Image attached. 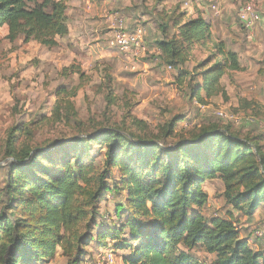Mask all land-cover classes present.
Returning a JSON list of instances; mask_svg holds the SVG:
<instances>
[{"label": "trees", "instance_id": "16d2710c", "mask_svg": "<svg viewBox=\"0 0 264 264\" xmlns=\"http://www.w3.org/2000/svg\"><path fill=\"white\" fill-rule=\"evenodd\" d=\"M68 1L0 0V28H8L11 42L24 37L25 42L52 48L69 34ZM179 7L158 13L162 23L157 45L162 61L171 66L184 65L194 47L211 43L213 36L211 20L201 13L187 17ZM170 22L177 30L172 35ZM212 49L217 58L199 65L200 81L193 84V76L189 81L190 98L200 103L225 94L222 78L242 69L238 52L225 40ZM63 93L67 87L61 86L51 116L45 119L60 122L77 116L72 100L76 92L71 98ZM181 121L183 116L173 117L155 137L93 121L83 136L33 147L22 146L15 134L19 128L11 129L3 160L4 209L10 213L0 215L5 246L1 264H51L60 251L75 264L92 242L106 246L109 239L124 252V264H204L193 253L199 247L214 258L213 264H264V250L241 234L232 216L205 213L209 194L204 188L207 181L218 179L231 212L257 213L264 205L261 137L250 131L241 135L231 129L238 126L208 120L190 137L167 143ZM249 124L239 127L247 129ZM93 142L105 147L103 164H97ZM115 170L123 187L111 179ZM122 188L127 195L115 215L107 218L113 220L110 226L119 219L122 225L100 227L105 223L100 222L105 217L102 201Z\"/></svg>", "mask_w": 264, "mask_h": 264}, {"label": "rangeland", "instance_id": "374dc122", "mask_svg": "<svg viewBox=\"0 0 264 264\" xmlns=\"http://www.w3.org/2000/svg\"><path fill=\"white\" fill-rule=\"evenodd\" d=\"M186 1L194 7V16L205 14L212 21L211 43L196 45L184 65L175 63L170 69V65L162 61L161 54L147 48L145 39V53L139 63H148L149 66L148 72H144L142 76L136 75L137 69H125L123 55L110 48L108 40L107 45L103 46V57H93L87 51L80 50L78 56L82 61L75 59L70 63V60L60 56L62 54H55L53 49L38 43L26 44L23 39L11 42L5 38L4 28H0V163L7 157L6 141L14 127L19 128L15 134L22 146H51L60 139L83 136L91 131L93 121L119 124L139 132L144 137H155L170 119L180 115L184 117V121L178 123L174 133L166 139L167 143H173L190 137L204 121H219L209 113L200 111L196 100L190 98L189 81L192 76L193 84L196 80L200 81L199 65L203 61L210 64L214 62L217 56L212 52L213 44L222 40L228 43L229 48L238 52L242 69L222 78L225 94L209 99L208 105L225 107L232 112L250 115L264 122V0H252L262 16L260 23L253 30H247L238 20L241 7L251 0H223V12L220 16H216L209 8L202 10L208 7L210 0H203L201 6L197 2L199 0L177 3L176 5H180L179 9L189 17L184 6ZM133 3L132 10H137V13L142 15L143 12L152 11L151 9H164L162 3L157 0L143 3L144 9ZM176 32L173 27L169 30L171 35ZM58 56L60 61H57ZM61 86L67 87V93H63L62 97L71 98L70 94L76 92L72 100L77 116L60 122L49 121L45 117L51 116L57 100L56 92ZM173 91L177 92L176 95L168 98V93ZM139 120L146 124H138ZM260 126L258 123H252L247 129H231L241 135L250 131L264 138V124ZM20 128L25 130L21 131ZM261 143L264 152V139ZM92 148L97 164H103L105 147L93 142ZM6 174L7 166L0 164V215L5 211L10 213V210L4 209L6 200L3 190L7 180ZM111 179L118 182L119 187H123L117 170ZM204 188L209 194L205 213L232 216L241 234L249 237L250 241L253 240L257 249L264 250V236L258 239L254 234L256 229H264V205L254 215L231 212L233 209L222 197L224 185L221 181H207ZM125 195L126 190L122 188L115 195L108 194L107 200L102 201L101 213L106 218L100 220L105 222L100 227H118L120 219L110 226L113 220L107 218L108 215H115L118 203L124 201ZM1 235L0 233V237ZM3 242L1 237L0 264L5 249ZM108 243L101 246L97 241L92 242L75 264H124V252L117 251L111 239ZM110 252L113 253L112 262L106 258ZM193 253L204 264H213L214 258L202 248L193 250ZM51 264H69V258L60 251Z\"/></svg>", "mask_w": 264, "mask_h": 264}, {"label": "crops", "instance_id": "0c3cea01", "mask_svg": "<svg viewBox=\"0 0 264 264\" xmlns=\"http://www.w3.org/2000/svg\"><path fill=\"white\" fill-rule=\"evenodd\" d=\"M182 1L184 0H164V2H162L164 9H151L152 11L146 13L143 12L142 15L139 12L137 13V10H132V7L134 6L133 2H135V6L144 9L142 4L146 2L143 0H69L67 2L68 9L66 13L69 34L64 38H58L57 46L47 48L53 49L52 52L55 54H62L60 56H63V59L67 58L70 60V63L71 61L74 62L75 59L82 61V58L78 56L80 55L78 54V51L80 50L87 51L93 57H103V51H105L103 46L107 45V40L113 31L117 18L123 17L126 25L129 27L136 26L139 21L140 23L143 22L144 24H142L146 29L145 39L147 48L153 50L156 54H160L157 41L161 38V32L158 25L162 22L159 20L158 13L164 10L169 12L168 9H171L173 5ZM197 2L198 5L201 6L203 0ZM207 9L208 7L206 6L202 10ZM202 15L205 18H208L205 14ZM169 24L174 30L176 29L172 22ZM2 28H4L5 33L7 34L8 28L6 26ZM19 39H23L24 42V37ZM32 43L40 44L38 41L34 40L29 41L26 44ZM40 45L44 46L42 44ZM57 61H60L59 56ZM139 62L137 63V70L135 73L137 76H142L145 74L144 72H148L149 64H140ZM152 74L154 75L153 72ZM162 84L164 85L165 83L163 82ZM176 93L177 92L175 91L172 93L169 92L167 96L169 98L176 95ZM212 99L213 98H211V100ZM261 139L264 138L262 137Z\"/></svg>", "mask_w": 264, "mask_h": 264}, {"label": "built area", "instance_id": "2783aa9c", "mask_svg": "<svg viewBox=\"0 0 264 264\" xmlns=\"http://www.w3.org/2000/svg\"><path fill=\"white\" fill-rule=\"evenodd\" d=\"M223 0H210L208 8L216 15L220 16L223 12L222 8ZM185 8H187V13L189 16H194L196 14L193 6L189 4L188 1L184 2ZM261 13L254 1L246 2L240 9L238 13L239 22L247 29L253 30L256 25L261 21ZM145 38L146 29L143 25H136L132 28L126 25L125 19L123 17H118L113 28V31L108 38V45L110 48L117 50L123 55L124 67L127 70H136L137 63L145 53ZM168 68H172L170 65ZM264 89V83H263ZM200 111L203 113H209L211 116L225 123H231L234 126H241L246 123L259 122L260 125L264 124L263 121L257 120L255 117L250 115H241L240 113L232 112L227 110L225 107L220 106H210L208 103H200L196 101ZM12 159H9L11 161ZM0 164L5 165V162ZM119 226L122 225L121 222L118 223ZM256 238H262L264 236V229L258 228L255 231ZM250 243L255 247L254 241ZM113 252V251H112ZM107 253V260L112 262L114 260L113 253ZM55 259L51 263H54Z\"/></svg>", "mask_w": 264, "mask_h": 264}]
</instances>
